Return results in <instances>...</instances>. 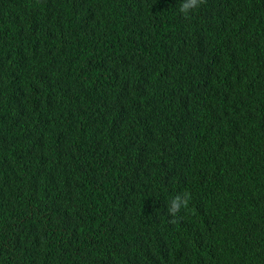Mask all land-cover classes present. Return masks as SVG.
Listing matches in <instances>:
<instances>
[{
  "label": "trees",
  "instance_id": "16d2710c",
  "mask_svg": "<svg viewBox=\"0 0 264 264\" xmlns=\"http://www.w3.org/2000/svg\"><path fill=\"white\" fill-rule=\"evenodd\" d=\"M181 3L0 0V264H264V0Z\"/></svg>",
  "mask_w": 264,
  "mask_h": 264
},
{
  "label": "clouds",
  "instance_id": "9594fccd",
  "mask_svg": "<svg viewBox=\"0 0 264 264\" xmlns=\"http://www.w3.org/2000/svg\"><path fill=\"white\" fill-rule=\"evenodd\" d=\"M206 3V0H182L179 5V12L184 14L185 17L189 15L193 10L201 7ZM190 194L185 192L183 194H178L173 197L168 205V215L172 218L170 222H175V218L178 214L187 209L189 206Z\"/></svg>",
  "mask_w": 264,
  "mask_h": 264
}]
</instances>
